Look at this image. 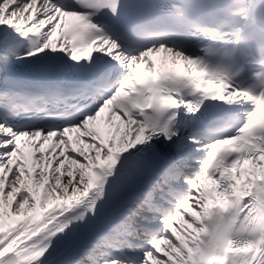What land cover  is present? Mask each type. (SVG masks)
Listing matches in <instances>:
<instances>
[{"label":"snow or ice","instance_id":"obj_1","mask_svg":"<svg viewBox=\"0 0 264 264\" xmlns=\"http://www.w3.org/2000/svg\"><path fill=\"white\" fill-rule=\"evenodd\" d=\"M0 264H264V0H0Z\"/></svg>","mask_w":264,"mask_h":264}]
</instances>
